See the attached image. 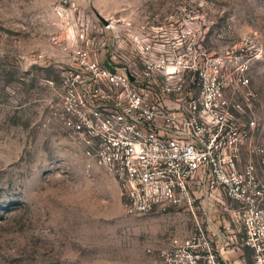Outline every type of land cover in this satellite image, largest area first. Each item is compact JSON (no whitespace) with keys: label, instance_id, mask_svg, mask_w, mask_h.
I'll return each mask as SVG.
<instances>
[{"label":"rangeland","instance_id":"obj_1","mask_svg":"<svg viewBox=\"0 0 264 264\" xmlns=\"http://www.w3.org/2000/svg\"><path fill=\"white\" fill-rule=\"evenodd\" d=\"M80 27L82 44L102 58L138 67L140 56L179 59L185 91L197 94L188 82L205 78L212 94L238 104L230 111L248 133L240 165L254 163L264 181L250 153L264 148V0H0V264H152L148 246L195 226L175 207L126 214L115 180L52 119ZM213 202L207 216L221 230L217 218L228 214ZM240 252L250 264V252Z\"/></svg>","mask_w":264,"mask_h":264},{"label":"built area","instance_id":"obj_2","mask_svg":"<svg viewBox=\"0 0 264 264\" xmlns=\"http://www.w3.org/2000/svg\"><path fill=\"white\" fill-rule=\"evenodd\" d=\"M76 32L81 43L72 44L62 63L52 119L115 180L126 214L175 207L194 215L190 233L146 248L152 264H244L225 256H241L242 248L250 252V264H264V181L254 163L240 165L248 133L230 111L240 106L219 91L212 94L205 78L188 82L199 86L197 94L185 91L179 59L140 56L141 67L134 59L107 60L98 48L82 44L86 29ZM139 48L149 54L152 46ZM250 153L264 165L262 146ZM213 199L228 214L217 218L221 230L207 216ZM198 211L205 217H196Z\"/></svg>","mask_w":264,"mask_h":264},{"label":"crops","instance_id":"obj_3","mask_svg":"<svg viewBox=\"0 0 264 264\" xmlns=\"http://www.w3.org/2000/svg\"><path fill=\"white\" fill-rule=\"evenodd\" d=\"M225 256L227 258H230L231 260L235 261V263H238L237 262L239 260L238 254H235V253H227Z\"/></svg>","mask_w":264,"mask_h":264},{"label":"water","instance_id":"obj_4","mask_svg":"<svg viewBox=\"0 0 264 264\" xmlns=\"http://www.w3.org/2000/svg\"><path fill=\"white\" fill-rule=\"evenodd\" d=\"M98 18L104 23V24H107V20L106 19H104L103 17H101V16H98Z\"/></svg>","mask_w":264,"mask_h":264}]
</instances>
